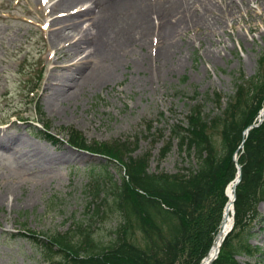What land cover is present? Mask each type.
Returning a JSON list of instances; mask_svg holds the SVG:
<instances>
[{
  "label": "rangeland",
  "instance_id": "obj_1",
  "mask_svg": "<svg viewBox=\"0 0 264 264\" xmlns=\"http://www.w3.org/2000/svg\"><path fill=\"white\" fill-rule=\"evenodd\" d=\"M253 6L258 13L264 12V6ZM85 7L76 5L65 11L62 4L52 11L51 2L43 6L40 0H0V138L5 145L0 151V264H46L35 239L66 235L76 242L82 239L80 229L87 227L101 248L116 240L122 215L111 202L97 216L92 194L96 187L112 191L115 182L120 184L123 172L104 158L68 147L67 129L79 131L89 144L136 141L132 156L147 155L149 173L186 174V169L195 167V160L179 155L175 142L159 162L170 126L182 121L186 127L193 105L200 106L205 117H224L227 102L231 107L236 102V85L246 86L263 70L258 62L264 55V27L260 20H250L258 30L249 31L245 20L253 12H242L243 22L231 23L225 32L215 29L212 40L192 31L193 46L177 47L173 59L162 62L156 72L158 38L151 37L148 57L145 49L133 47L110 82L100 85L88 81L73 91L69 100L50 109L49 96L62 82L60 77L82 58L60 50L64 46L53 34L61 28L59 36L63 37L67 15ZM134 17L132 13L130 18ZM52 18L60 21L52 25ZM36 67L42 69L43 77L34 96H29L30 103L23 80L25 73ZM89 67L85 65L77 76ZM214 93L222 95L220 106L213 100ZM17 116L22 117L20 121ZM43 125L57 142L35 134L34 127L42 129ZM157 131L163 133V140ZM16 136L19 141L7 142ZM212 139L221 153V136L213 133ZM251 210L254 213L234 244L248 241L260 248L261 257L254 260L241 254L235 257L236 264H264V199ZM19 233L37 238L13 236ZM135 238L141 243L138 232Z\"/></svg>",
  "mask_w": 264,
  "mask_h": 264
},
{
  "label": "trees",
  "instance_id": "obj_2",
  "mask_svg": "<svg viewBox=\"0 0 264 264\" xmlns=\"http://www.w3.org/2000/svg\"><path fill=\"white\" fill-rule=\"evenodd\" d=\"M258 64L263 70L246 82V86L236 85V102L232 107L227 103L224 117L208 120L202 115L201 107L193 105L186 117V127L180 122L171 125V135L160 151L159 162L176 142L179 155L195 159V167L186 170V174L149 173L147 155L132 157L136 143L133 147L130 142L88 144L77 131L66 130L70 146L107 156L125 168L126 178L109 194L115 199L113 205L123 215L124 223L116 231L117 239L104 248L93 241L90 229L76 242L53 237V247L57 249L46 252L50 259L47 261L55 264H198L209 250L222 220L227 202L225 188L236 174L233 154L242 144L245 129L254 123L264 106V55ZM214 97L219 104L221 97L218 94ZM213 133L221 136V153L216 151ZM158 136L163 138V133L158 132ZM46 138L57 142L52 136L46 135ZM238 164L241 181L235 191L234 227L212 264H235L232 255L242 252L250 257L261 255L259 248H252L246 242L234 244V240L254 213L251 209L264 199V121L248 132L238 154ZM97 190L95 198L100 194ZM105 203L101 199L96 205L97 216L101 215L100 209ZM135 232L140 234L141 243L135 240Z\"/></svg>",
  "mask_w": 264,
  "mask_h": 264
},
{
  "label": "bare ground",
  "instance_id": "obj_3",
  "mask_svg": "<svg viewBox=\"0 0 264 264\" xmlns=\"http://www.w3.org/2000/svg\"><path fill=\"white\" fill-rule=\"evenodd\" d=\"M62 4L67 10L77 4H88V7L75 15H68L67 23L63 25V37L59 36L61 28L53 34V39L67 47L60 50L82 58L72 64V69L64 77H60L63 79L60 85L55 90L51 89L54 95L49 96L50 109L69 100L74 94L73 91L82 89L88 81L100 85L110 82L122 59L128 51L134 50L133 47L141 51L145 49L144 53L147 52L148 57L152 48L149 41L152 40L151 37L158 38L154 64L156 72L162 62L166 64L173 59L177 47L184 44L193 46L192 31H200L206 39L212 40L210 35L215 34V29L225 32V28L231 23L243 22L242 12L246 15L249 12L254 13H250L245 20L249 31L258 30L256 25H252L255 20H260L264 27V12L253 10V5L258 9L264 6V0H65ZM132 13L137 17L131 19ZM82 19L86 21L84 25H81ZM180 58L179 55V62ZM85 65L91 67L86 72L79 73L78 77L77 72L82 71ZM66 89L72 91L65 92ZM19 140L18 136L7 138L10 144ZM15 146L18 147V144ZM4 148V142L0 138V151ZM232 189V184L227 187L226 218L209 257L216 253L221 238L231 228Z\"/></svg>",
  "mask_w": 264,
  "mask_h": 264
},
{
  "label": "water",
  "instance_id": "obj_4",
  "mask_svg": "<svg viewBox=\"0 0 264 264\" xmlns=\"http://www.w3.org/2000/svg\"><path fill=\"white\" fill-rule=\"evenodd\" d=\"M240 180H241V173H240V167H238V174H237V177H236V179L234 181V185H233V199L232 200H234V187L239 183ZM216 252H217V249H216Z\"/></svg>",
  "mask_w": 264,
  "mask_h": 264
}]
</instances>
